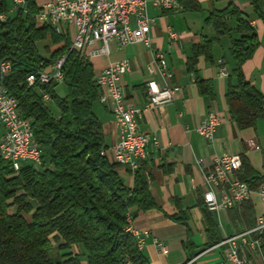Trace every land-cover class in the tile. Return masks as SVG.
<instances>
[{
	"label": "trees",
	"instance_id": "trees-1",
	"mask_svg": "<svg viewBox=\"0 0 264 264\" xmlns=\"http://www.w3.org/2000/svg\"><path fill=\"white\" fill-rule=\"evenodd\" d=\"M181 1L190 9L199 8L196 0ZM248 1L262 25L261 40L248 15L233 3L211 10L205 18L217 35L229 34L228 19L236 21L239 36L231 38L229 47L236 83L228 81L225 100L229 118L238 129L253 127L258 119H264V97L242 70L260 44L264 49V0ZM39 10L37 0H26L23 8H13L8 14L7 1L0 0V15L5 16L0 19V62H10L2 81L17 101L20 114L29 119L34 139L43 149L42 166L24 163L18 171L0 156V264H122L125 260L150 264L128 230L133 208L156 207L149 176L136 170L133 185L128 187L116 171L117 164L101 154L107 146L93 111L100 95L93 66L71 49L68 32L59 34L36 24L34 15ZM40 43L46 54L40 51ZM211 47L210 40L194 44L187 60V70L193 73L200 92L210 97L209 82L197 74L194 65L200 55L211 59ZM60 56H64L60 71L67 88L65 96L56 95L57 82L27 84L32 71L48 67ZM43 92L54 100L58 116L42 99ZM238 177L252 189L264 183V176L243 156ZM240 207L238 218L248 220L251 226L252 205L243 202ZM203 217L207 245L221 242L212 211L206 206ZM174 218L187 225L181 210ZM260 237L264 254L263 232ZM192 245L188 238L187 261L194 257ZM77 246L81 252L74 250Z\"/></svg>",
	"mask_w": 264,
	"mask_h": 264
},
{
	"label": "crops",
	"instance_id": "crops-1",
	"mask_svg": "<svg viewBox=\"0 0 264 264\" xmlns=\"http://www.w3.org/2000/svg\"><path fill=\"white\" fill-rule=\"evenodd\" d=\"M47 0H37L39 4ZM197 10L184 6L178 11H161L149 8V14L155 18L150 36L152 48L141 43L119 47L110 43L108 56L90 59L94 75L105 65L127 59L130 71L120 77L127 98L135 105L142 107L147 102L148 80H155L159 85H169L175 90L171 101L153 109L142 112L139 120V130L157 137L158 144L150 146L147 158L142 162L141 170L149 176V191L156 202V207L148 210L130 211L131 229L143 237L140 250L150 264H232L226 260L227 244H222L227 237L245 232L257 224L259 217L264 218V205L257 192H254L247 202L253 208V224L248 220L238 218L241 207L212 211L222 241L208 246L203 209V176L202 171L210 168L212 159L223 153H238L250 164L253 170L264 176V119H258L255 126L238 129L229 118L228 106L225 100L227 83H236L232 70L235 60L229 54L231 38L239 34L236 31L234 18L228 19L229 34L217 35L212 25L205 18L213 9H223L229 3L239 7L254 25L259 40L263 29L259 20L255 19L248 0H196ZM183 3V2H182ZM188 5V1H187ZM250 9V8H249ZM252 9V7H251ZM179 13L189 17L197 16L195 22L188 18L185 24L173 20ZM200 18H199V17ZM173 30L177 38H171L168 30ZM211 41V59L200 55L194 65L197 74L209 82L212 96L200 92L192 72L187 70V60L191 56L192 46ZM161 51L166 56L172 76L163 78L153 66L154 51ZM227 68V75H219V61ZM153 67L149 71L148 67ZM242 70L264 97V49L260 44L252 57L242 64ZM93 111L102 125L106 144V157L114 162L111 146L118 140V126L109 108L98 100L93 103ZM214 111L221 117L211 140L202 138L196 131L197 126ZM254 140L258 147L250 146ZM202 158L203 161L198 160ZM116 171L122 182L128 187L133 185V173L127 168L117 165ZM257 189V188H256ZM182 214L187 225L174 217ZM251 227V228H250ZM189 229V234L187 233ZM144 232L147 235L144 236ZM264 233V231H263ZM247 240L258 239L253 247L243 245L242 238L236 239L239 255L246 264H264V254L261 250L262 238L258 233L245 236ZM192 241L194 257L188 260L186 248L187 239ZM161 242L167 249L161 253L156 246ZM74 250L80 251L79 246Z\"/></svg>",
	"mask_w": 264,
	"mask_h": 264
},
{
	"label": "built area",
	"instance_id": "built-area-1",
	"mask_svg": "<svg viewBox=\"0 0 264 264\" xmlns=\"http://www.w3.org/2000/svg\"><path fill=\"white\" fill-rule=\"evenodd\" d=\"M13 8H23L26 0H12ZM40 10L34 15L36 24L47 25L59 34H70L71 49L80 57L90 60L99 56H108L110 43L115 42L119 47L141 43L152 48L150 36L155 18L149 14V8L161 11H178L183 9L181 0H47L39 4ZM5 16L0 15V19ZM171 38H177L173 30H168ZM64 56H60L48 67L32 71L27 77L28 85L39 80L62 82L60 71ZM154 68L163 78H170L166 56L161 51H154ZM149 66L151 72L154 69ZM10 70L9 61L0 62V156L9 161L15 171L22 164L42 166L43 149L35 141L29 119L24 118L17 107V101L7 91L2 78ZM130 71L127 59L111 62L94 75L95 84L100 89L98 101L109 108L118 126V140L111 146L114 163L127 168L131 173L141 168L147 158L150 146L158 144L157 137L141 132L139 120L145 110L153 109L172 100L175 90L169 85L161 86L155 80H148L147 102L142 106L130 101L119 83L120 77ZM219 75L226 76L227 68L219 61ZM48 93H42L44 101L49 100ZM221 121L218 113L210 111L196 128L197 133L206 140H211L216 127ZM250 146L258 147L254 140ZM106 154V149L101 151ZM203 161L202 158L198 160ZM242 168V155L238 153H223L212 159L210 168L202 171L203 201L210 211L231 209L250 200L257 192L264 205V183L257 189H252L245 181L239 179L238 173ZM129 219L128 230L131 229ZM264 231V218L259 217L257 224L251 229L237 235L227 237L222 244H227L226 260L232 264H246L239 255L236 244L237 238H242L243 245L253 247L258 239H246L250 233ZM139 235V234H138ZM147 232H144V236ZM141 245L143 237L139 235ZM161 253L167 249L161 242H156ZM122 264H132L125 260Z\"/></svg>",
	"mask_w": 264,
	"mask_h": 264
},
{
	"label": "rangeland",
	"instance_id": "rangeland-1",
	"mask_svg": "<svg viewBox=\"0 0 264 264\" xmlns=\"http://www.w3.org/2000/svg\"><path fill=\"white\" fill-rule=\"evenodd\" d=\"M7 1V6H8V14H11L13 13V2L12 0H6ZM250 8V9H249ZM246 9V11H248V13L251 12V7H249ZM199 17V16H198ZM188 18L190 19H193V21L195 22V20L197 19V16L196 17H193L192 15H190L189 17L186 15V13H179L177 14L173 20H176L177 22L183 24H185V21L188 20ZM200 18V17H199ZM39 49L42 53L46 54V51L44 49V47L42 46V43H40L39 45ZM66 91H67V88H66V85L65 83L63 82H58L55 86V93L57 96L59 97H63L65 96L66 94ZM46 105L48 106V108L51 110V112L55 115V116H58L59 115V109L57 108L55 102L53 99H50L48 101H46ZM0 131H1V128H0Z\"/></svg>",
	"mask_w": 264,
	"mask_h": 264
},
{
	"label": "bare ground",
	"instance_id": "bare-ground-1",
	"mask_svg": "<svg viewBox=\"0 0 264 264\" xmlns=\"http://www.w3.org/2000/svg\"><path fill=\"white\" fill-rule=\"evenodd\" d=\"M39 82H40V83H46V80H39ZM129 231L135 236V238H136V240H137V245H138V247L140 248V246H141V242H140V238H139L138 233L134 232L133 230H129Z\"/></svg>",
	"mask_w": 264,
	"mask_h": 264
}]
</instances>
